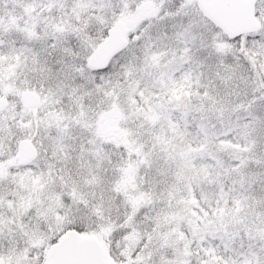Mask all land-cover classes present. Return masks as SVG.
<instances>
[{"label":"snow or ice","instance_id":"obj_1","mask_svg":"<svg viewBox=\"0 0 264 264\" xmlns=\"http://www.w3.org/2000/svg\"><path fill=\"white\" fill-rule=\"evenodd\" d=\"M0 264H264V0H0Z\"/></svg>","mask_w":264,"mask_h":264}]
</instances>
